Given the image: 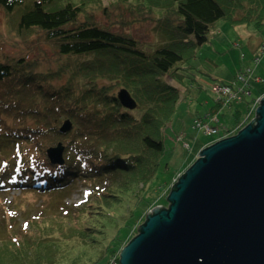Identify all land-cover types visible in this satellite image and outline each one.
<instances>
[{
  "label": "trees",
  "instance_id": "16d2710c",
  "mask_svg": "<svg viewBox=\"0 0 264 264\" xmlns=\"http://www.w3.org/2000/svg\"><path fill=\"white\" fill-rule=\"evenodd\" d=\"M93 1L0 0L11 29L39 35L54 56L0 53V146L13 139L32 150L21 153L15 170L0 173V192L60 193L85 183L90 189L86 206L79 211L78 227H70L82 244L96 243L85 240L95 232L87 226L89 218L109 213L125 199L138 203L155 176L165 150L162 134L179 98L166 79L179 84L180 71L188 70L185 64L208 42L218 21L264 27V0H143L164 11L167 21L176 19V25L163 26L168 41L148 52L136 37L87 14L83 5ZM121 91L132 108L121 104ZM240 114H233L235 124ZM64 122L70 130L61 134ZM58 144L61 163H52L46 152ZM152 204L129 233L138 230ZM55 241L44 237L4 246L0 264H61L64 253ZM108 247L110 257L119 256L124 244L114 238Z\"/></svg>",
  "mask_w": 264,
  "mask_h": 264
},
{
  "label": "rangeland",
  "instance_id": "374dc122",
  "mask_svg": "<svg viewBox=\"0 0 264 264\" xmlns=\"http://www.w3.org/2000/svg\"><path fill=\"white\" fill-rule=\"evenodd\" d=\"M29 1L25 0V3ZM83 7L104 27L136 37L140 47L148 52L168 41L163 26L176 25L174 17L169 16L167 21L164 11L150 7L143 0H95ZM24 52L29 57L36 56L38 52L43 55L44 52L49 60L54 59L50 46L44 44L39 35L34 32L30 35L16 34L0 9V53L18 55ZM256 56L261 62L257 71L254 69L257 66L254 62ZM185 65L188 70L180 71L184 78L179 81L178 102L168 123L174 142L172 146L164 144L167 150L161 164L148 187L141 192L142 199L138 203H135L134 197L125 199L114 205L109 213L93 215L87 220V226L95 232L88 233L85 240H95L96 243L82 244L77 229L70 227H78L79 211L86 206L90 189L85 183L76 182L60 193L3 191L0 192V249L22 241L50 237L56 240L53 244L64 253L61 264H108L110 241L116 238L119 244L125 246L137 232L129 233L128 229L150 202L153 204L148 212L158 206L166 207L168 192H164L172 180L182 175L196 161L203 146L213 141V137L193 128L195 119L203 118L205 123L213 119L210 126L217 127L222 137L227 136L230 133L227 130L233 127H238L239 132L253 120L255 114L248 115V104L257 91L264 89V84L256 86L257 90L251 97L228 107L216 104L217 95L211 87L231 85L236 72L243 74L245 70L249 73L253 71V79L264 80V27L260 30L252 24L232 27L227 21L220 20L211 30L208 42L198 47L194 57ZM167 81L172 82L166 79L167 84ZM241 85L236 83V87ZM236 111L241 113L238 124L233 117ZM165 134L166 131H163L164 138ZM180 135L181 142H178ZM9 140L12 142L0 146V173L15 170L21 153H32V150L21 148V140ZM183 143H188L191 150L186 151ZM58 231L63 234H54Z\"/></svg>",
  "mask_w": 264,
  "mask_h": 264
},
{
  "label": "water",
  "instance_id": "95a60500",
  "mask_svg": "<svg viewBox=\"0 0 264 264\" xmlns=\"http://www.w3.org/2000/svg\"><path fill=\"white\" fill-rule=\"evenodd\" d=\"M118 97L132 108L126 92ZM69 130L64 122L59 131ZM62 151L46 153L61 163ZM166 200L120 250L119 264H264V95L245 127L199 151Z\"/></svg>",
  "mask_w": 264,
  "mask_h": 264
},
{
  "label": "built area",
  "instance_id": "2783aa9c",
  "mask_svg": "<svg viewBox=\"0 0 264 264\" xmlns=\"http://www.w3.org/2000/svg\"><path fill=\"white\" fill-rule=\"evenodd\" d=\"M259 61V56H256L254 59V62L257 63ZM249 71L245 70V73H240V72H236L235 77H234V81L232 82L231 85H220L217 87L212 86V92L215 93L217 95V103L220 106H224V107H228L233 105L234 103H238L241 101L246 100L247 97H251L253 94V87L252 85L249 83ZM258 78H254V81H258ZM236 83H242L241 86L236 87ZM220 88V89H219ZM262 95L257 94L255 97L251 98L250 103L248 104V115L250 114H254L255 109L258 107L259 102L261 100ZM211 121H213V119H211ZM205 123L203 119H197L194 122L193 128L199 132H203L206 136L208 137H213L214 141H219L225 137H228L230 135H234L237 130L239 129L237 128H231L229 129L227 132L228 133L227 136L222 137L220 136V132L217 129V127H211L210 123ZM180 137H182L181 135L178 137V141H180ZM183 147L186 151L191 150V147H189L188 143H183ZM180 176V175H179ZM179 176H177L176 178H174L170 184V186L168 187V189L164 192V194H166L167 192H169L172 188V186L174 184L177 183V180L179 178ZM108 264H119L118 261V256H113L110 257V260L108 262Z\"/></svg>",
  "mask_w": 264,
  "mask_h": 264
},
{
  "label": "crops",
  "instance_id": "0c3cea01",
  "mask_svg": "<svg viewBox=\"0 0 264 264\" xmlns=\"http://www.w3.org/2000/svg\"><path fill=\"white\" fill-rule=\"evenodd\" d=\"M260 59H259V61H258V63H256V65L258 66H256V67H254V69H255V71H257V69L260 67ZM253 68V67H252ZM251 72H250V74H249V83L252 85V87H253V89H254V91H256L257 89H256V86H259V85H262V84H264V80L263 79H257L258 81H254L253 80V71L252 70H250ZM168 82V81H167ZM171 86H173L174 88H176L178 91L181 89L180 87H179V85L177 84V83H175V82H168ZM264 88V87H263ZM259 90V89H258ZM257 94H260V95H264V89H261V91H257ZM235 104V103H234ZM165 131H166V134H165V137L166 138H164L163 137V140H164V144H166V143H168V145H171L172 146V143L174 142V139H173V136H172V133H170L169 131H168V126H167V128L165 129ZM164 136V135H163ZM181 142V141H180ZM203 148H204V146H203ZM202 148V149H203ZM167 150V147L165 146V150H164V152ZM164 155V154H163ZM163 157V156H162ZM161 161L162 160H160V162H159V165L161 164Z\"/></svg>",
  "mask_w": 264,
  "mask_h": 264
},
{
  "label": "clouds",
  "instance_id": "9594fccd",
  "mask_svg": "<svg viewBox=\"0 0 264 264\" xmlns=\"http://www.w3.org/2000/svg\"><path fill=\"white\" fill-rule=\"evenodd\" d=\"M259 95H260V94H259ZM262 96H263V95H262ZM254 114H255V112H254ZM202 119H203V118H202ZM233 128H234V127H233ZM227 131H228V130H227ZM237 132H238V131H237ZM237 132H236V133H237ZM236 133H235V134H236ZM235 134H234V135H235ZM231 136H233V135H230V136H228V137H231ZM228 137H225V138H228ZM223 139H224V138H223ZM213 141H214V139H213ZM213 141H212L209 145L215 143V142H213ZM178 142H180V141H178ZM209 145H207V146H209ZM207 146H205V147H207ZM205 147H204V148H205ZM201 150H202V149H201ZM201 150H200V151H201ZM180 176H181V175H180ZM180 176H179V177H180ZM170 191H171V190H170ZM170 191H169V192H170ZM169 192H168V194H169ZM167 196H168V195H167ZM148 213H149V212H147L146 215H147ZM145 218H146V216H145ZM144 220H145V219H144ZM143 222H144V221H143ZM143 222H141V223L138 225V227H139ZM137 229H138V228H137ZM118 261H119V256H118Z\"/></svg>",
  "mask_w": 264,
  "mask_h": 264
}]
</instances>
